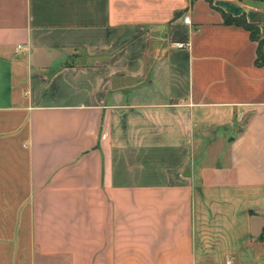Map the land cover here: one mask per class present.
Returning <instances> with one entry per match:
<instances>
[{
    "label": "crops",
    "instance_id": "obj_1",
    "mask_svg": "<svg viewBox=\"0 0 264 264\" xmlns=\"http://www.w3.org/2000/svg\"><path fill=\"white\" fill-rule=\"evenodd\" d=\"M220 10L264 38V0H0V264H264V63Z\"/></svg>",
    "mask_w": 264,
    "mask_h": 264
},
{
    "label": "trees",
    "instance_id": "obj_2",
    "mask_svg": "<svg viewBox=\"0 0 264 264\" xmlns=\"http://www.w3.org/2000/svg\"><path fill=\"white\" fill-rule=\"evenodd\" d=\"M220 13L224 22L241 25L244 29L248 31L250 39L256 42L254 63H264V38L260 35L257 24L254 22L247 21L243 14L231 15L230 13L225 12L223 10H220Z\"/></svg>",
    "mask_w": 264,
    "mask_h": 264
},
{
    "label": "built area",
    "instance_id": "obj_3",
    "mask_svg": "<svg viewBox=\"0 0 264 264\" xmlns=\"http://www.w3.org/2000/svg\"><path fill=\"white\" fill-rule=\"evenodd\" d=\"M183 20L184 21H188V15H184L183 16ZM173 44L176 46V47H182V46H185V42L183 41H174ZM20 46V45H19Z\"/></svg>",
    "mask_w": 264,
    "mask_h": 264
},
{
    "label": "rangeland",
    "instance_id": "obj_4",
    "mask_svg": "<svg viewBox=\"0 0 264 264\" xmlns=\"http://www.w3.org/2000/svg\"><path fill=\"white\" fill-rule=\"evenodd\" d=\"M218 131L221 132V129H218ZM197 143H198V142H197ZM215 143H216V142H214V141H210V143H208V145H207V149H211L212 147H214V146H215ZM203 146H204V145H203ZM197 148H198V146L196 147L195 150H197Z\"/></svg>",
    "mask_w": 264,
    "mask_h": 264
}]
</instances>
